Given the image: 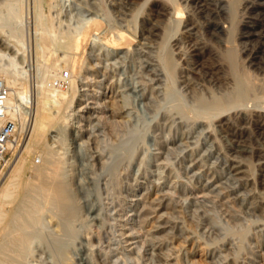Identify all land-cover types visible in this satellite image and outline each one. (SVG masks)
Returning <instances> with one entry per match:
<instances>
[{
  "label": "rangeland",
  "instance_id": "374dc122",
  "mask_svg": "<svg viewBox=\"0 0 264 264\" xmlns=\"http://www.w3.org/2000/svg\"><path fill=\"white\" fill-rule=\"evenodd\" d=\"M145 1L0 0V44L12 45L9 52L0 45V77L12 64L13 76L23 82L19 86L34 95L45 65L67 62L62 73L68 74L74 58L75 63L84 62L81 67L88 63L96 70L89 69L76 82L75 97L84 99L81 106L88 102L87 108L78 111L74 101L64 108L69 115L46 133L48 145L65 159L64 178L78 205L65 220L75 233L68 232L63 215L47 205L41 218L30 221L28 244L17 264H264V35H256L264 30L259 23L264 0ZM48 19L55 27L49 32ZM95 21L99 28L92 37L79 39L78 50L61 46L66 30L74 34ZM248 24L256 26L252 34L246 32ZM113 30L115 35L126 32L125 39L116 35L114 40ZM40 32L46 35L39 40ZM45 38L51 45L42 50L49 43ZM6 51L16 57L15 63L2 55ZM231 52L236 59L228 58ZM59 54L71 57L65 62ZM169 56L175 57L174 72L164 64ZM242 74L252 79L251 97L256 96L251 99L257 101L247 100L244 106L208 118L212 93L230 94L234 79ZM92 76L99 80L96 84ZM67 79L59 77L54 84L69 91ZM176 106L183 107L188 118ZM193 114L198 121L190 119ZM29 116L20 119L21 143L1 164L0 184L29 138ZM79 132L82 136L75 141ZM37 157L31 153L25 179L37 181ZM103 158L105 169L98 162ZM228 161L248 167L244 175L249 177H236ZM18 199L7 198L5 208L15 209ZM0 231L2 241L5 230L0 226Z\"/></svg>",
  "mask_w": 264,
  "mask_h": 264
},
{
  "label": "bare ground",
  "instance_id": "6f19581e",
  "mask_svg": "<svg viewBox=\"0 0 264 264\" xmlns=\"http://www.w3.org/2000/svg\"><path fill=\"white\" fill-rule=\"evenodd\" d=\"M13 1H15V0H13ZM17 1V0H16ZM37 1V0H36ZM48 1V0H47ZM147 1V0H146ZM145 1V2H146ZM219 3L220 2H222L223 0H217ZM229 1V0H228ZM231 1V0H230ZM263 1V0H262ZM6 2V1H5ZM8 2V1H7ZM261 2V1H260ZM260 2H259V4H260ZM9 3H11L10 1H9ZM58 3V2H57ZM56 3V4H57ZM60 3V2H59ZM262 3V2H261ZM13 2H12V6H13ZM16 4V3H15ZM144 4V3H143ZM8 5H10V4H8ZM8 5H5L6 7L8 6ZM20 5V4H19ZM231 5V4H230ZM37 6H38V4H37ZM223 6H225L224 5V3H223ZM9 7V6H8ZM14 7V6H13ZM20 7V6H19ZM40 7V6H39ZM38 7V8H39ZM3 8H5V7H3ZM11 8V7H10ZM37 8V9H38ZM49 8H52V7H49ZM253 8H256L255 6H253ZM8 10H10L9 8H7ZM15 9H16V7H15ZM39 9H41V8H39ZM54 9V8H53ZM5 10V9H4ZM15 11H17V10H15ZM20 11V10H19ZM40 11V10H39ZM50 11V10H49ZM54 11H55V9H54ZM56 11H57V9H56ZM55 11V12H56ZM1 12V11H0ZM41 12V11H40ZM52 12V11H51ZM264 12V11H263ZM8 13H11L12 14V12H8ZM41 13H43V12H41ZM57 13H59V12H57ZM56 13V14H57ZM256 13V12H255ZM17 14V13H16ZM20 14V13H19ZM38 14H40V13H38ZM54 14V13H53ZM230 14V13H229ZM233 14V13H232ZM259 14H261V13H259ZM13 15V14H12ZM11 15V16H12ZM52 15V14H51ZM0 16H1V13H0ZM37 16V15H36ZM45 16H46V14H45ZM39 17V19L42 17H40V15H38L36 18H38ZM57 17V16H56ZM260 17V16H259ZM259 17H257L258 19H259ZM15 18H18L17 17V15H16V17ZM53 18V17H52ZM47 19V18H46ZM58 19V18H57ZM60 19V18H59ZM38 20V19H37ZM49 20V19H48ZM46 20L48 23H49V21L51 20ZM61 20H63V19H61ZM45 20H44V22H46ZM43 23V22H42ZM51 23H54V22H52V20L50 21V27H49V25L47 26L48 28H50L49 30H46V28H45V30L47 31V32H49V31H51V28H52V26H53V24L51 25ZM57 23V22H56ZM63 23H64V20H63ZM259 23L260 24H264V14L262 13V17L260 18V21H259ZM37 24H39V23H37ZM36 24V25H37ZM46 24V23H45ZM62 24V23H61ZM61 24H59L60 25V27H61ZM66 24V23H65ZM100 24V22H98V21H95V22H92V23H89V24H87V25H84V26H82V28L81 27H79L78 28V30L79 31H77V28H76V31H77V33H72L71 34V32L69 33H66V31H68V30H61V31H65V33H64V36H65V40L61 43V46H63L64 48H66V49H71V50H73V49H76V48H78V46H79V39L81 38V37H88L89 38V36L90 37H92L93 35H94V32H95V29H97V28H99L98 26H100L99 25ZM256 24V23H255ZM255 24H248L247 25V27H246V32L247 33H253L254 32V26H255ZM67 25V24H66ZM220 25V24H219ZM233 25V24H232ZM231 25V26H232ZM44 26V25H43ZM65 26V25H64ZM68 26V25H67ZM230 26V27H231ZM262 26V25H261ZM41 28H43L42 27V25L40 26ZM45 27V26H44ZM54 27V26H53ZM66 27V26H65ZM215 27H219L218 25H216ZM256 27V26H255ZM47 28V29H48ZM55 28V27H54ZM70 28H71V26H70ZM70 28H69V30H70ZM81 28V29H80ZM116 28H118V27H116ZM121 28V27H120ZM40 29V28H39ZM44 29V28H43ZM43 29H40V30H42L41 32H45V30L43 31ZM57 29H58V27H57ZM57 29L56 30H54L55 32L57 31ZM123 29V28H122ZM134 29V28H133ZM133 29H129V31L131 30H133ZM232 29V28H231ZM259 29V28H258ZM39 30V31H40ZM52 30H53V28H52ZM60 30V29H59ZM73 30V29H72ZM103 30V29H102ZM110 30V29H109ZM60 31V32H61ZM222 31V30H221ZM231 31V30H230ZM37 32V31H36ZM41 32H40V35L38 36V38L43 34H41ZM55 32H53L55 35H56V33ZM59 32V33H60ZM115 31L113 30V33H111L112 35H113V37H114V40H115V37H116V35H115V33H114ZM133 32V31H132ZM20 33H22L21 31H20ZM62 32L60 33V34H63ZM96 33V32H95ZM99 33V32H98ZM97 33V34H98ZM124 33H126V32H124ZM124 33L123 32H119L118 34L119 35H117V36H120V37H123L124 39H125V37H124ZM131 33V32H130ZM134 33V32H133ZM244 33V32H243ZM48 34H51V33H48ZM100 34V33H99ZM108 34H110V32L108 33ZM141 34V33H140ZM165 34H166V32H165ZM248 34V35H249ZM11 35H13V34H11ZM44 35H46V33L45 34H43V36ZM51 35H53V34H51ZM51 35H48V37L49 36H51ZM59 35V34H58ZM58 35L56 36V38L58 37ZM127 35V34H126ZM131 35V34H130ZM256 35H258V36H261V35H264V30L262 31V32H258V33H256ZM16 36V35H15ZM105 36V35H104ZM132 36V35H131ZM45 37H47V36H45ZM47 37V38H48ZM63 37V36H62ZM112 37V38H113ZM130 37V36H129ZM133 37V36H132ZM131 37V38H132ZM143 37V36H142ZM18 38V37H17ZM20 38H22V37H20ZM47 38H45V39H47ZM64 38V37H63ZM111 38V39H112ZM119 38V37H118ZM264 38V37H263ZM14 39V38H13ZM24 39V38H23ZM41 39V37L39 38V40ZM45 39H43L44 41H46ZM53 39H54V37H53ZM53 39H51V37H49V40L51 41H53ZM59 39V38H58ZM92 39V38H91ZM120 39V38H119ZM133 39V38H132ZM262 39V38H261ZM21 40V39H20ZM48 40V39H47ZM48 40V41H49ZM60 40H61V38H60ZM87 40V39H86ZM85 40V41H86ZM89 40V39H88ZM105 40V39H104ZM113 39H112V41H114ZM6 41H8V40H6ZM5 41V42H6ZM14 41V40H13ZM49 41V45L48 44H45V43H47V41L44 43V45H47V47L46 46H44L45 48H42V50L43 49H46V48H50V47H48V46H50L51 45V42ZM118 41V40H117ZM23 42V41H22ZM105 42H106V40H105ZM12 43V41H10V44ZM110 43V42H109ZM123 44H124V42H122ZM167 43V42H166ZM165 43V44H166ZM14 44V43H13ZM43 44V43H42ZM53 44V43H52ZM117 44V43H116ZM116 44H114V46L116 45ZM165 44L163 45V46H165ZM0 45H2V48H4L5 50H7L8 52H9V50H10V48L12 47V45H9L8 44V42L7 43H1ZM24 45V44H23ZM37 45V44H36ZM39 45H41V44H39ZM39 45H37V47L39 46ZM54 45H55V43H54ZM172 45V44H171ZM14 46V45H13ZM18 46V45H17ZM21 46V45H20ZM118 46V45H117ZM117 46H115V47H117ZM120 46V45H119ZM125 46V45H124ZM133 46V45H132ZM163 46H161V47H163ZM15 47V46H14ZM22 47V49H23V47H25V46H21ZM121 47H122V45H121ZM39 48L41 49V47L39 46ZM39 49V50H40ZM79 49V48H78ZM78 49H76V50H78ZM115 49V48H114ZM123 49V48H122ZM136 49V48H135ZM163 49H165V47L164 48H162V50ZM231 49V48H230ZM229 49V50H230ZM19 50V49H18ZM17 50V51H18ZM232 50V49H231ZM260 50V49H259ZM258 50V51H259ZM3 52L2 53V55H4V56H7L9 59H10V61H14V63H15V58L16 57H13L14 55H10L8 52ZM41 51V50H40ZM46 51V50H45ZM45 51H43V54H45ZM48 51H50V50H48ZM57 51V50H56ZM60 52H62L61 51V49L59 50ZM68 51H70V50H68ZM73 51H75V50H73ZM73 51H70V53L72 52L73 53ZM80 51V50H79ZM164 51H166V49L164 50ZM258 51L256 50V52H255V54H258ZM262 51V50H261ZM1 52V51H0ZM67 52V51H66ZM77 52V51H76ZM168 52V51H167ZM176 52V51H175ZM229 52V51H228ZM234 52H235V50H234ZM234 52H231L230 54H229V56H228V58H230L231 60H233L234 58L236 59V53L234 54ZM41 53V52H40ZM40 53H38V54H40ZM48 53H50V52H48ZM54 53H55V51H54ZM58 53V52H57ZM174 53V52H173ZM15 54V53H14ZM46 54H47V52H46ZM67 54H69V53H67ZM67 54H65V55H67ZM76 54V53H75ZM74 54V55H75ZM81 54H83V53H81ZM1 55V54H0ZM48 55V54H47ZM52 54H50V56H51ZM55 55H58V54H55ZM54 55V56H55ZM60 55H62V54H59V56ZM65 55H62L63 57L65 56ZM69 55H71V54H69ZM78 55H79V53H78ZM78 55H76V56H78ZM166 55V54H165ZM226 55H227V53H226ZM234 55H235V57H234ZM61 56V57H62ZM75 56V57H76ZM80 56V55H79ZM171 56V55H170ZM168 57V59L167 60H165V59H162L163 61L165 60L166 62L164 63L165 64V66L167 67V70L169 69L170 71H172V72H174L175 70H176V65L173 63V60H174V62H175V57H173V58H171V57ZM175 56V55H174ZM39 57H41V54H40V56ZM61 58V59H63L64 60V58H65V62H66V59H68L69 57H71V56H69V57H64V58ZM82 57H84L83 55H82ZM81 56H80V59L82 58ZM36 58H38V57H36ZM49 58V57H48ZM87 58L89 59V56H87ZM86 58V59H87ZM23 59V58H22ZM40 59V58H39ZM57 59H58V57H57ZM56 59V60H57ZM79 59V60H80ZM85 61H86V59L85 58H83ZM160 59V60H161ZM173 59V60H172ZM42 60V59H41ZM44 60V59H43ZM62 60V61H63ZM161 60V61H162ZM46 61H47V58H46ZM46 61H44L45 62V64H46ZM48 61H49V59H48ZM52 62L54 61V60H51ZM61 61V62H62ZM69 61L70 60H68V65H69ZM76 61H77V59H76ZM161 61H160V63H161ZM235 61H237V60H235ZM234 61V62H235ZM24 62V61H23ZM43 62V61H42ZM44 62H43V64H44ZM59 61H57V63H58ZM60 62V63H61ZM64 61H63V63H65ZM92 62V61H91ZM228 62H229V64L231 63L230 61H229V59H228ZM234 62H232V63H234ZM17 63V62H16ZM36 63H37V60H36ZM40 63H41V61H40ZM48 63H50V62H48ZM57 63L55 64L54 62L51 64H48V66L47 65H45V66H47L46 68H45V66L43 67L42 65H41V67H43V71L45 70V72H43V73H45L44 75H42V77L44 76V80L42 79V80H40V81H38V83H37V90H35L36 92H35V94L34 95H31V93L30 92H28L23 86H22V84H20V86H19V83H23V82H20V80H18L19 81V83L17 82V80H16V78L18 77H14L13 76V71L11 70L12 68H11V66H12V64H10L9 65V67H7L6 69H4L3 70V72L4 73H2L3 75L0 77V78H2V79H4L5 81H6V83H7V85L9 86V91H8V96H7V106H8V108H9V111H10V113L13 115V116H17V117H19V119H21L23 122H24V120H27L26 118H27V116H29V115H31L32 114V120H31V123H30V128H29V130H30V134H29V138H28V140H27V142H26V144H25V147H24V149H23V151H22V153L18 156V158L16 159V161H15V163L13 164V166H12V168L10 169V172H9V174H8V176H7V180L6 181H4L2 184H0V226H1V228H2V230L4 229L5 230V233L3 232V234H4V238H3V240L2 241H0V264H17V262L19 261V258L21 257V252H22V250H23V248H24V246H25V244H28L27 242V239H28V235H29V231L31 230L30 229V227H31V223H30V221L31 220H36V216H38V215H40L39 217L41 218V215H42V212H43V210H44V208L47 206V205H51V207H55L56 208V210H57V213L62 217V215H63V217H64V219H63V217H62V220H65V219H67V220H69V218H71V217H73L74 216V206H78V205H74V199H75V197L72 195L73 193H71V190H70V188H69V186H68V184H67V181H66V179L64 178V161H65V159L62 157V156H60V155H57L56 153H55V151L53 150V145H52V147H50L48 144H50L49 143V141H48V143L46 142V133L48 132V129L51 127V126H53V125H55V123L59 120V119H65L66 117H67V115H69L68 113H64V108H65V110H66V108H70V106L72 105V103L75 101L76 102V106H78V108H76L78 111H82L84 108H87V103L88 102H86V104L85 105H83V106H81V104L84 102V99L83 98H78V99H76V93H77V89H76V82L79 80V76H81L82 74H85V73H87L88 72V70L89 69H93L94 68V66H91V65H89L88 63V65L86 64V66L85 67H81V64H83L84 62H81V64H79L80 62L78 61V63H75V61H74V58L72 59V63H71V65H69L68 67H69V70H68V82H69V86H70V89H69V91H67L66 89H60V87H58L57 85L58 84H54V81H55V79H58L59 77L60 78H62L64 75H63V73H62V70H63V66L61 65V67H59L60 66V64H59V66L57 65ZM86 63V62H85ZM90 63V62H89ZM62 64V63H61ZM66 64H67V62L65 63V66H66ZM77 64H79V65H77ZM92 64V63H91ZM15 65V64H14ZM37 65H38V63H37ZM36 65V66H37ZM84 65V64H83ZM82 65V66H83ZM93 65V64H92ZM231 65V64H230ZM237 65V64H236ZM17 66V65H16ZM40 66V65H39ZM64 66V67H65ZM76 66H80L79 68H78V70L76 71ZM33 67V66H32ZM166 67H164L165 68V71H166ZM234 67V69H235V67L236 66H233ZM233 67H231L232 69H233ZM36 68V67H35ZM37 68H39V67H37ZM62 68V69H61ZM67 68V67H66ZM230 68V69H231ZM238 68V67H237ZM179 69V68H178ZM177 69V70H178ZM15 70V69H14ZM38 70V69H37ZM103 70V69H102ZM239 70V69H238ZM93 71H95L96 72V70H95V68L93 69ZM163 72V71H162ZM231 72H232V70H231ZM234 72V71H233ZM17 74H18V72H16ZM15 73V74H16ZM19 73H21L20 71H19ZM27 73V72H26ZM171 73V72H170ZM240 73V72H239ZM16 74V75H17ZM29 74V73H28ZM37 74V73H36ZM39 74H41V71H40V73ZM90 74V73H89ZM93 74H94V72H93ZM171 74H173V73H171ZM247 74V73H246ZM21 75V74H20ZM19 75V76H20ZM234 75H235V73H234ZM236 75H237V73H236ZM243 75V74H242ZM249 75V74H248ZM23 76H24V74H23ZM172 76V78H173V76L174 75H171ZM21 77V76H20ZM27 77V76H26ZM66 77V76H65ZM64 77V78H65ZM83 77H85V76H83ZM93 77V76H92ZM97 77V76H96ZM183 77V76H182ZM233 77V76H232ZM235 77V76H234ZM39 78H40V76H39ZM77 78H78V80H77ZM81 78V77H80ZM85 78H87V76L85 77ZM85 78H84V80H85ZM90 78V77H89ZM168 78H169V76H168ZM237 78V79H236ZM235 79H234V81H235V90L233 91V92H231L230 91V94L228 93H224L225 95H223L222 94V96H218V97H213L214 95V93H212V95L210 96V97H212L213 99H211V102H210V105L208 106V108L209 109H207L208 111H206V113H207V117L209 118H211L212 117V115H219L220 113L222 114V112L224 111H226V110H228V109H230V108H236V107H241V106H244L246 103H248L249 101H250V99L253 97V96H256V94L255 95H253L252 97H251V88H252V86H251V84H250V81H252V79L251 80H249V78H248V76L247 77H245L244 75L243 76H241V77H239V75L236 77ZM18 79H19V77H18ZM50 80V83H47L46 82V80ZM24 80V79H23ZM35 80V79H34ZM37 80V79H36ZM60 80V79H59ZM82 80V82H83V84H87V82L86 81H88V80H86V81H83V79H81ZM153 80V79H152ZM261 80V79H260ZM62 81V80H61ZM90 81H92V83H97L99 80H97V78L95 79V76L92 78V80H90ZM25 82V81H24ZM59 82V81H58ZM64 83H65V81H63ZM78 83H79V81H78ZM156 83V82H155ZM34 84H36V83H34ZM62 84V83H61ZM60 84V85H61ZM234 84H233V86H234ZM31 85H32V83H31ZM78 85V84H77ZM94 85V84H93ZM98 85V84H97ZM63 86V85H62ZM66 86V85H65ZM95 86V85H94ZM93 86V87H94ZM26 87V86H25ZM68 87V86H67ZM93 87H92V90H93ZM34 88H35V85H34ZM62 88V87H61ZM77 88H78V86H77ZM80 88H82L81 86H80ZM91 88V87H90ZM232 88V87H231ZM256 88H257V86H256ZM86 90H87V87L85 88ZM84 89V90H85ZM252 89H254V88H252ZM85 90V91H86ZM256 90V89H255ZM258 90V89H257ZM95 91V90H94ZM87 92V91H86ZM83 94H85V95H87V93H83ZM258 95V94H257ZM98 96V95H97ZM215 96H216V94H215ZM198 98H199V100L200 101H203V102H205V99L203 98V96L201 97V96H198ZM255 98V97H254ZM253 98V99H254ZM76 99V100H75ZM110 99V98H109ZM253 99H251V100H253ZM257 99H259V97L257 98ZM247 100H249V101H247ZM255 101H257L256 99H254ZM263 100H264V98H263ZM260 101V100H259ZM263 102V101H262ZM262 102H259V103H262ZM99 103V102H98ZM175 103H177V102H175ZM257 103V102H256ZM74 104V103H73ZM100 104V103H99ZM95 105V104H94ZM96 105H98L97 103H96ZM249 105V104H248ZM251 105V104H250ZM261 105V104H260ZM178 106V105H177ZM176 106V107H177ZM256 106H258L257 104H256ZM102 107V106H101ZM172 107V106H171ZM181 107V106H180ZM180 107H177V108H179V110H180V112H181V114L184 116V117H187L188 118V112L182 107V108H180ZM261 107V106H260ZM55 110H54V109ZM104 108V107H103ZM175 108V107H174ZM187 109V108H186ZM205 108H203L202 110H204ZM260 110H262V108H259ZM55 112H54V111ZM68 110V109H67ZM71 110H72V108H71ZM206 110V109H205ZM239 110V109H238ZM73 111V110H72ZM190 111V110H189ZM197 111H199V109L197 110ZM247 111V110H246ZM249 111V110H248ZM201 112H203V114H204V111H201ZM257 112V111H256ZM261 112V111H260ZM197 113V112H196ZM241 113V112H240ZM251 113H252V111H251ZM262 113V112H261ZM71 114V113H70ZM178 114V113H177ZM180 113H179V115H181ZM195 114V113H194ZM193 114V115H194ZM264 114V113H263ZM262 115V114H261ZM95 116H97V115H95ZM182 116V117H183ZM191 116V115H190ZM30 117V116H29ZM181 117V116H180ZM198 116L197 115H194L192 118L190 117V119H194V121H198V118H197ZM207 117H205V119L207 118ZM214 117V116H213ZM250 116H248V118H249ZM202 118V117H201ZM68 119V118H67ZM99 119H100V117H99ZM186 119V118H185ZM212 119V118H211ZM264 119V118H263ZM20 120V121H21ZM224 121H225V119H223ZM61 121H63V120H61ZM60 121V122H61ZM65 121V120H64ZM63 121V122H64ZM115 121H117V120H115ZM206 121V120H205ZM208 121V120H207ZM26 122V121H25ZM102 122V121H101ZM118 122V121H117ZM116 122V123H117ZM226 122H228L227 120H226ZM21 123V122H20ZM65 123V122H64ZM108 123H110V122H108ZM210 123V122H209ZM103 124V123H102ZM22 125V124H21ZM109 125V124H108ZM115 125V124H114ZM202 125V124H201ZM58 126H60V125H58ZM62 126H64L63 124H62ZM178 126V125H177ZM263 126V124L260 126V127H262ZM27 127V126H26ZM109 127V126H108ZM209 127V126H208ZM264 127V126H263ZM207 128V127H206ZM28 129V128H27ZM118 129V128H117ZM50 131V130H49ZM115 131V130H114ZM212 131V130H211ZM108 132V131H107ZM116 132V131H115ZM117 132H118V130H117ZM208 133H211V132H208ZM63 134H65V133H63ZM62 134V135H63ZM118 135V134H117ZM169 135V134H168ZM210 135V134H209ZM208 135V136H209ZM81 136H82V133L81 132H79V133H75L74 134V140L75 141H77L78 139H80L81 138ZM116 136V135H115ZM24 137V136H23ZM213 137V136H212ZM94 138V137H93ZM98 139V138H97ZM54 140V139H53ZM211 140V139H210ZM100 141V140H99ZM218 141V140H217ZM58 142H59V139H58ZM94 142V141H93ZM98 142V141H97ZM188 143V142H187ZM52 144V143H51ZM94 144V143H93ZM215 145V144H214ZM96 147H97V145H96ZM57 148V147H56ZM116 149L118 148V147H115ZM112 149V148H111ZM101 151V150H100ZM32 152H36V155H37V153H38V155H39V157H37V158H39V161H38V163H39V165H36L35 167H33V170H34V168H35V172H36V176H37V181H32V180H29L28 178L27 179H25L24 178V171L26 170V168H27V166H28V162H29V160H30V156H31V153ZM116 152V151H115ZM93 155H94V153H93ZM102 156V155H101ZM100 156V157H101ZM104 157V156H103ZM108 158V157H107ZM119 158V157H118ZM184 158V157H183ZM227 158V157H226ZM228 159V158H227ZM108 160V159H107ZM98 162H100V164L99 165H101L103 168L104 167H106L107 166V162H106V160L104 161V158H103V160L102 161H98ZM114 162V161H113ZM229 162V168H230V170L231 171H233V173H234V175H236V177L237 176H242L243 177V175L245 174L246 175V172L247 171H249V168L247 167V169H245V168H243L242 167V165H240L239 163H237V162H235V161H228ZM264 162V161H263ZM11 163V162H10ZM119 163V162H118ZM97 164V163H96ZM113 164V163H112ZM190 164V163H189ZM247 166H249V165H247ZM101 167V168H102ZM105 169V168H104ZM31 170V169H30ZM113 171V170H112ZM115 171V170H114ZM248 173V172H247ZM6 175V174H5ZM244 175V176H245ZM248 176V175H247ZM247 176H245V178H247ZM27 177V176H26ZM35 177V176H34ZM249 177V176H248ZM209 179V178H208ZM249 179H251V178H249ZM252 181V180H251ZM204 183H205V181H204ZM245 184V183H244ZM217 185V184H216ZM205 197V196H204ZM262 197V196H261ZM7 198H11V199H13V200H15V199H18V202H17V205H16V208L15 209H6L5 208V206H7L6 204H5V202H6V199ZM263 198V197H262ZM10 200V199H9ZM76 200V199H75ZM12 201V200H11ZM10 201V202H11ZM15 201H17V200H15ZM76 202V201H75ZM9 204V206L11 205V203H8ZM5 205V206H4ZM13 206V205H12ZM47 207H49L50 208V206H47ZM47 207L45 208V209H47ZM11 208V207H10ZM47 210H49V209H47ZM47 210H45V211H47ZM55 210V211H56ZM55 214V213H54ZM57 214V215H58ZM55 216H56V214H55ZM59 216V217H60ZM37 219H38V217H37ZM67 220H65V223L64 224H66V221ZM34 221H32V223L34 222ZM38 222H39V220H37ZM61 221V220H60ZM66 226H67V230H68V232H71V233H75L74 232V230L71 228V226H70V223H69V221L67 222V224H66ZM33 231V230H32ZM128 231V230H127ZM0 232H2V231H0ZM31 232V231H30ZM130 236V235H129ZM132 236V235H131ZM126 237V236H125ZM134 237V236H133ZM85 238V237H84ZM86 238H87V236H86ZM85 238V239H86ZM131 238V237H130ZM89 239V238H88ZM29 240V239H28ZM88 241V240H87ZM128 242H130V241H128ZM135 242V241H134ZM132 243V242H131ZM128 246V245H127ZM132 246V248H133V244L131 245ZM174 246V245H173ZM182 247V246H181ZM131 248V249H132ZM138 248V247H137ZM136 248V249H137ZM128 249H130V247H128ZM181 249V248H180ZM24 251V250H23ZM193 254V253H192ZM135 255H136V253H135ZM134 256V255H133ZM133 258V257H132ZM136 259V258H135ZM135 261V260H134ZM175 261V260H174ZM177 261V260H176ZM173 262V261H172ZM192 262H193V260H192ZM24 264V263H23Z\"/></svg>",
  "mask_w": 264,
  "mask_h": 264
},
{
  "label": "built area",
  "instance_id": "2783aa9c",
  "mask_svg": "<svg viewBox=\"0 0 264 264\" xmlns=\"http://www.w3.org/2000/svg\"><path fill=\"white\" fill-rule=\"evenodd\" d=\"M63 75L68 77V74ZM8 91L6 81L0 78V167L5 164L6 155L19 146L22 137L20 119L13 116L7 106Z\"/></svg>",
  "mask_w": 264,
  "mask_h": 264
}]
</instances>
